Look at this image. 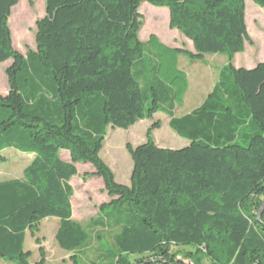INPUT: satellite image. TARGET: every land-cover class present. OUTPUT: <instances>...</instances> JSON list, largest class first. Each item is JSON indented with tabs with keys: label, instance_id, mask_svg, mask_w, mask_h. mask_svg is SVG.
Here are the masks:
<instances>
[{
	"label": "trees",
	"instance_id": "1",
	"mask_svg": "<svg viewBox=\"0 0 264 264\" xmlns=\"http://www.w3.org/2000/svg\"><path fill=\"white\" fill-rule=\"evenodd\" d=\"M18 2L0 0V64L13 60L9 93H0V154L14 148L34 158L23 178L0 181V259L32 264L27 231L49 217L60 220L56 241L74 264L102 241L104 233L73 218L71 180L83 163L111 198L95 225L114 231L91 264L184 263L175 246L194 247L212 264H264V62L234 63L251 39L246 0H46L37 50L26 55L15 50L9 25ZM144 2L168 7L171 28L193 43L195 51L176 53L227 56L210 94L180 117L173 87L157 79L143 91L147 70L161 64L139 36ZM159 112L187 146L156 143ZM143 119L153 125L145 142L127 145L130 184L119 183L101 157L108 129ZM45 263L42 254L34 264Z\"/></svg>",
	"mask_w": 264,
	"mask_h": 264
},
{
	"label": "rangeland",
	"instance_id": "2",
	"mask_svg": "<svg viewBox=\"0 0 264 264\" xmlns=\"http://www.w3.org/2000/svg\"><path fill=\"white\" fill-rule=\"evenodd\" d=\"M139 12L142 20L140 39L146 44L149 53L159 54L161 59L156 73L154 70H147V80L141 82L143 91L147 92L143 83L151 81L158 84L157 79L173 87L177 91L175 115L180 117L198 107L216 80L218 69L225 63L227 56L207 54L203 58L205 62L193 65V60L174 51V46L193 49V43L179 30L171 28L168 7H158L144 2ZM45 14L46 0H19L13 7L9 25L15 50L23 55L37 50V22ZM153 14L160 17L153 19ZM246 21L251 39L246 41L244 52L238 53L236 60L245 66H252L264 62V7L253 0H246ZM12 63L13 60H8L0 64L2 95L9 93L7 69ZM154 120L161 122V126L152 133L156 143L172 149L185 147L188 140L170 128L167 114L159 112L154 116ZM152 125V120L143 119L127 130L109 127L101 157L112 169L119 183L130 184L133 161L127 145L136 147L145 142ZM62 157L69 159L67 151H62ZM33 158L32 154L22 153L14 148L4 149L0 154V181L23 178L24 170ZM77 168L79 174L71 180L74 189L73 218L90 230L104 233L102 241L94 240L80 255L81 264H91L98 259L102 243L110 244L112 241L113 230H103L101 226L95 225L100 206L110 202L111 198L105 190L103 179L93 175L95 171L93 166L78 163ZM59 224L58 218L49 217L40 221L35 231H27L25 248L32 254L30 258L32 264L38 262L42 254L46 258L45 264H74L73 253L60 248L56 241ZM173 251L177 253V258L184 262L180 264H212L208 256L197 252L194 247L175 246ZM0 264L15 263L0 259Z\"/></svg>",
	"mask_w": 264,
	"mask_h": 264
},
{
	"label": "crops",
	"instance_id": "3",
	"mask_svg": "<svg viewBox=\"0 0 264 264\" xmlns=\"http://www.w3.org/2000/svg\"><path fill=\"white\" fill-rule=\"evenodd\" d=\"M175 48H180V49H183V48H181L180 46H174ZM188 50H190V51H195L194 50V47H193V49H188ZM182 55H184V54H180V56H182ZM237 55V54H236ZM186 56V55H185ZM205 57H206V55H205ZM204 57V58H205ZM202 62H205V61H203V59L202 60H197V61H194L193 62V65H200ZM227 63V58H226V61H225V63L221 66V67H223L225 64ZM234 63H235V65L237 66V67H245V68H248V69H251V68H253V67H255L257 64H255V65H252V66H245V65H243V64H241L240 63V61H239V63L237 62V60H236V56H235V58H234ZM220 67V68H221ZM219 68V69H220ZM219 69H218V71H219ZM217 79H218V74H217V78H216V80L214 81V83L212 84V87L210 88V90L208 91V93L205 95V97L202 99V101L199 103V105H198V107L203 103V101L206 99V97L210 94V92L212 91V89H213V87H214V85H215V83L217 82ZM195 109V108H194ZM193 110V109H192ZM191 110V111H192ZM190 111V112H191ZM189 113V112H188ZM185 114H187V113H185ZM184 114V115H185ZM155 115H157V114H155ZM183 116V115H182ZM178 117V116H177ZM169 118V117H168ZM169 121H170V118H169ZM134 126V125H133ZM171 128V127H170ZM175 132V131H174ZM176 133V132H175ZM177 134V133H176ZM178 135V134H177ZM143 143V142H142ZM141 144V143H140ZM158 144V143H157ZM189 144V141H186V143H185V145L184 146H187ZM139 145V144H138ZM160 147H163V148H167V147H165V146H163V145H160V144H158ZM170 149H172V148H170Z\"/></svg>",
	"mask_w": 264,
	"mask_h": 264
},
{
	"label": "bare ground",
	"instance_id": "4",
	"mask_svg": "<svg viewBox=\"0 0 264 264\" xmlns=\"http://www.w3.org/2000/svg\"><path fill=\"white\" fill-rule=\"evenodd\" d=\"M247 9H249V7H247ZM158 13V12H157ZM160 17V15H158V14H153V19H158ZM154 24V23H153Z\"/></svg>",
	"mask_w": 264,
	"mask_h": 264
},
{
	"label": "water",
	"instance_id": "5",
	"mask_svg": "<svg viewBox=\"0 0 264 264\" xmlns=\"http://www.w3.org/2000/svg\"><path fill=\"white\" fill-rule=\"evenodd\" d=\"M264 210V202H263V205H262V207H261V210H260V212H259V217L261 216V213H262V211Z\"/></svg>",
	"mask_w": 264,
	"mask_h": 264
}]
</instances>
